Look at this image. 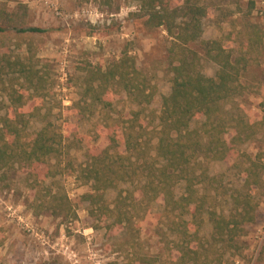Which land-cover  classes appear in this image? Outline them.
<instances>
[{
  "label": "trees",
  "instance_id": "16d2710c",
  "mask_svg": "<svg viewBox=\"0 0 264 264\" xmlns=\"http://www.w3.org/2000/svg\"><path fill=\"white\" fill-rule=\"evenodd\" d=\"M100 1L105 6L114 2ZM227 1L238 3L137 0L147 29L163 28L171 38L168 55L172 85L170 93L162 97L156 144L143 139L141 129L145 127L138 123L139 113L133 112L125 119L121 133L116 129L108 132L110 141L105 147L88 151L81 168L82 178L91 183V191L84 198L103 218L113 220L110 228L132 227L135 217H140V205L163 202L168 227L175 237V256L169 264H236L235 257L243 251L240 238L258 218L264 189V152L252 156L242 153L240 147L260 132L264 135V117L257 122L244 116L228 119L224 104L242 94L241 77L251 63L250 52L262 44V36L251 32L247 44L239 48L222 39H202L204 21L212 13H221L222 20L231 18ZM249 4L251 12L256 1ZM28 10L26 3H19L17 10L1 3L0 34L7 30L19 35L44 32L39 27H24ZM203 56L218 66L213 76L203 71ZM34 58L0 53V96L7 98L6 112L0 114V173L17 165L28 167L31 186L36 190V207L69 219L77 214L73 201L64 188L54 182L48 184L47 179L57 181L69 175L74 163L66 150L65 133L42 116L48 82ZM85 69L82 96L91 106L110 107L113 96L123 92L132 103L149 105L158 93L157 84L137 67L135 56L128 50L105 68ZM37 119L42 120L38 128L33 125ZM120 143L125 147L122 150ZM239 156L244 159V181L232 191L231 210L226 215L208 206L210 193H203L199 187L202 182L215 180L203 164ZM179 182L184 183L180 195L176 191ZM123 184L134 185V189L124 194ZM111 189L118 191L113 206L105 198ZM207 223L211 228L208 234L204 232ZM158 261L155 257L147 264Z\"/></svg>",
  "mask_w": 264,
  "mask_h": 264
},
{
  "label": "rangeland",
  "instance_id": "374dc122",
  "mask_svg": "<svg viewBox=\"0 0 264 264\" xmlns=\"http://www.w3.org/2000/svg\"><path fill=\"white\" fill-rule=\"evenodd\" d=\"M237 1L225 4L231 18L222 20V14L217 12L205 19L202 39H222L227 45L239 48L247 44L251 32L257 31L262 36V44L257 51L250 52L251 63L241 77L242 94L224 104L228 119L244 116L257 122L264 117V0H255L251 12L250 0ZM1 3L11 10H17L19 3H26L29 10L24 27L45 30L23 35L7 30L0 34V53L24 58L34 55L36 66L46 75L42 116L65 133L66 150L74 163L69 175L57 181L47 179V183L54 182L66 190L77 214L63 219L40 211L28 167L17 165L1 172L0 264H147L155 257L158 264H169L175 256V237L168 227L163 202L140 205V217H135L132 227L110 228L108 224L113 220L103 218L85 200L91 183L81 176L88 151L105 147L110 141L108 132L116 129L121 133L125 119L133 112L139 113L138 123L145 127L141 129L137 125V129L143 130V139L156 144L162 97L170 93L172 85L168 55L171 38L167 31L147 29L137 0H114L112 6H105L100 0H0ZM192 46L203 55L198 45ZM125 50L135 56L137 67L157 84L154 100L139 106L123 92L113 96L110 107L91 106L82 96L85 68H105ZM202 67L208 76H213L218 66L203 56ZM5 101L7 98L0 96V114L6 112ZM33 125L41 127L42 120H34ZM124 148L120 143L119 149ZM240 151L252 156L264 152L263 132L243 144ZM243 163L241 156L204 162L215 179L212 183L199 184L203 193H210V208L229 214L231 193L244 181ZM196 166L199 169L201 163ZM122 189L126 194L134 185L123 184ZM176 191L178 195L183 193V182L177 184ZM261 193L257 221L248 225L247 233L240 238L243 251L235 257L236 264H264V189ZM117 195L116 189L107 191L106 202L113 206ZM210 229L207 223L204 232L208 234Z\"/></svg>",
  "mask_w": 264,
  "mask_h": 264
}]
</instances>
